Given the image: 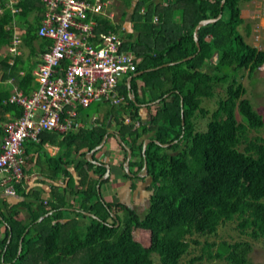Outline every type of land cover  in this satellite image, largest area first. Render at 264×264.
I'll return each mask as SVG.
<instances>
[{
	"label": "trees",
	"instance_id": "trees-1",
	"mask_svg": "<svg viewBox=\"0 0 264 264\" xmlns=\"http://www.w3.org/2000/svg\"><path fill=\"white\" fill-rule=\"evenodd\" d=\"M122 1L126 9L115 23L106 16H88L97 19L96 32L115 33L119 29L125 31L121 21L128 15L131 30L127 32H132L128 39L137 33L135 44H130L131 49L127 41L123 47L134 54L136 63L139 59L136 72L142 73L137 77L143 78L145 85L131 79L134 100L129 99L127 85L121 87V93L124 91L126 95L131 122L124 123L123 118L117 120L115 131L122 141L128 139L126 144L133 152L129 167L134 166L136 173L142 172L144 160L146 162V176L152 189L147 212L140 216L127 205L105 201H99V204L107 213L116 211V217L107 222L96 212L97 184L103 181L99 179L105 168L85 160L84 156L101 142L107 132L106 114L98 125L80 129L76 134L69 131L64 135L44 132L40 134L39 142L24 141L23 156L31 150L38 152L48 136L53 142L56 139L59 146L67 143L66 154L60 152L48 159L51 163L49 168L54 176L63 174L69 177L70 190L65 194L71 197L80 192L78 206L66 209L73 207V203L62 205L59 202L62 194L56 197V193H51L52 200L48 203L39 196L30 199L25 194V198L11 206L7 213L0 210V264H31L36 260L60 264L80 251L86 256L82 264H155L152 254L158 255L161 264H181L190 245L199 244L192 238L194 235H213L220 224L232 220L237 221L239 232L254 240L263 239L264 244V138L249 136L250 130L264 128V119L244 97L245 88L237 79L241 70L247 69L251 75L264 65V50L248 44L238 30L243 23L241 0H224L222 5V0H168L166 6L154 0H148L149 3L138 0L131 11L130 0ZM42 8L41 0H0V56L6 48V57H0V69L6 76H18L17 71L23 68V58H12L7 52L18 14L26 20L22 41L28 49L27 59L35 54V44L43 48L41 54L50 44L47 38L37 34ZM176 11L179 14L175 15ZM219 13L221 17L218 20L198 29V50L193 36L195 26L200 20L215 18ZM191 55L190 59L183 60ZM9 61L13 63L9 65ZM170 62L175 63L164 65ZM23 69L24 75L18 78V86L28 93L35 87L33 66L29 64ZM219 83L227 84V97L219 99L217 107L209 112L201 106L202 100L213 97ZM146 90H151L147 94L149 98L145 96ZM138 94H144L142 100ZM165 94L168 96L164 97ZM157 99L155 112L150 111L148 103L145 116L140 113L141 101ZM235 111L239 113L240 120ZM4 112H10L14 118L21 114L22 109L10 103L4 94L0 96V115ZM204 117L208 118L201 130L195 119ZM60 136L63 139L58 141ZM111 136L114 135L109 134L107 139ZM69 137L71 140L67 142ZM144 137L169 145L162 147L151 140L142 153ZM115 141L120 145L117 139ZM84 147L86 151L79 153ZM72 152L84 158L75 167L78 184L64 167L70 161H63V158ZM125 157L124 149L122 162ZM136 158L138 160L135 161ZM124 176L129 178L127 173ZM19 186L15 185L17 189ZM54 199H58L56 203ZM20 206L28 210V216L23 220L16 218ZM64 211L88 219L83 237L73 227L68 230V237L61 240V229L68 227V219H63ZM85 212L98 217H88L83 214ZM117 212H123L125 217L120 219ZM46 220L52 223L45 232L39 226ZM116 222L119 223L117 227ZM134 230L148 233L147 246L135 239ZM214 246L213 242H205L202 252L192 257L188 264L204 258H224L228 264H249V242H223L213 251Z\"/></svg>",
	"mask_w": 264,
	"mask_h": 264
},
{
	"label": "built area",
	"instance_id": "built-area-1",
	"mask_svg": "<svg viewBox=\"0 0 264 264\" xmlns=\"http://www.w3.org/2000/svg\"><path fill=\"white\" fill-rule=\"evenodd\" d=\"M42 3L44 13L37 34L51 40V45L42 52L34 70L38 87L30 94L14 90L9 95V102L19 105L22 112L4 123L0 194L13 195V185L26 178L25 140L39 141L44 132L67 133L78 126L77 108L87 107L95 100H110L116 95L119 78L136 72L135 56L121 50L122 40L112 31L96 32V23L88 16L102 15L103 6L111 1L42 0ZM153 20L157 21L155 15ZM19 44V36L13 34L8 54H17ZM121 101L122 97L112 99L113 104Z\"/></svg>",
	"mask_w": 264,
	"mask_h": 264
},
{
	"label": "crops",
	"instance_id": "crops-1",
	"mask_svg": "<svg viewBox=\"0 0 264 264\" xmlns=\"http://www.w3.org/2000/svg\"><path fill=\"white\" fill-rule=\"evenodd\" d=\"M108 1H111L113 5H116L118 7L120 6L119 7L120 13L117 16V20H119V17H121V12L126 9L123 6L124 5L123 1L122 0H108ZM137 1L138 0H130L131 2L130 8H133V6L135 5ZM245 1H247L246 4L240 7V15H241V18L243 19V23L239 25V27L243 29L245 32H248L250 36L252 34L254 35V37L258 36L256 35L257 32L263 34L264 33V12L260 10L259 5H255L256 1H260V0H245ZM240 2L242 3V0ZM252 6L253 7L255 6L256 8L252 9ZM42 10L44 13V5H43ZM129 11L131 10L129 9ZM43 13H42V18H43ZM109 15L112 17H109ZM104 16H106L110 20L111 23H115L117 21L116 15L113 11H110V7L105 8ZM126 18L129 20V16L127 15L124 19H122L121 23L126 22L127 20ZM128 20L126 23L129 22L131 26V23ZM25 22L26 20L24 19L23 16H21L20 14L16 16V19L14 21V23H16L14 24V34L19 36L20 44L17 47L18 53L13 54L10 57L23 58L24 60L22 64L23 68H25L26 66H29V64L30 66H33L32 76L34 79V83L36 84L37 81L34 76V70L37 66V63H38L37 61H39L40 59L39 54H41V51L43 48L38 46V44H35V54L32 56L33 58L31 57L30 59H27L28 49L22 41V37L25 33V28H24ZM47 40L50 42V44L45 47L46 49L47 47L51 45V40L49 39ZM4 50L6 51V48L3 49L2 52ZM25 50L27 51V53H25ZM0 57L1 59L5 58L6 55L2 53ZM12 63H13L12 61L8 62L9 65H11ZM23 68L17 71L18 76L17 75L6 76L3 70L0 69V96L7 94L9 98V95L13 93L14 90L22 91L25 94H30L33 90L37 88L38 84H36L35 87L28 93L24 92L22 89L19 88L18 78L24 75ZM0 116L2 119V121H0V148H1V143H2V138H3V133H4V128H3L4 123L12 119L13 117L11 116L10 112H4ZM102 116H103V113L101 112H95L93 115H90V113H88L84 109H78L77 114H76V122L78 123V126L73 127L72 128L73 130H70L68 133L71 132L73 134L74 133L76 134L79 132L80 129H85L89 127L90 125L91 126L95 124L98 125L103 120ZM107 126H108V131H112V133H115L113 119H110L108 121ZM62 139L63 137L61 136L57 137L58 141H61ZM70 140H71L70 137L67 138V142ZM25 143H28V142L25 141ZM106 143L107 142L105 141L104 144L101 146V148L97 149L98 151L95 150L96 152L94 153L95 159L101 162L110 164V171L108 175L99 179V181L100 180H103V181L97 184V189L99 192L101 191L102 193L104 192L106 194L105 197H103L104 201H107V202L109 201L112 203H121V204L129 203L131 201V196L132 195L133 197L137 196V193L140 192L139 190L142 191V187L137 185L136 189L133 191V187L130 185V179L121 178L123 176V170H122V167L119 161L120 158L122 157L121 150L118 148V146L115 145L114 139H112L109 142L108 146L106 145ZM67 148H68L67 143H65L62 146H59L58 142H56V139H55V142H53L52 137L48 136L45 142L41 144V148H38V152H32V150L31 151L29 150L30 152H28L27 154L23 156V159H24L23 171H24L26 178H24V180H22L21 182L15 183L13 185L15 189V193L13 195H8L5 193L0 194V210L3 211L4 213H7L11 206L15 204H19L25 198L24 196L25 194H28L27 196H30L28 197L30 199H33V197L35 196H39L42 200H44L45 203H48L52 200L51 193H56L55 196L58 197L62 193L65 194L66 191H69L70 190L69 188L70 185L68 183L69 177L63 174H58L54 176L53 171L51 170V168H49V164L51 163L50 161H48L49 158H53L60 152L62 154H66ZM109 149L113 151V154H112L113 156H111L110 158L108 157V151H110ZM84 151H86V147L82 148L79 151V153L84 152ZM86 153L84 156L85 160H86ZM23 154H24V149H23ZM80 159L81 157L77 154H74L73 152L70 154L69 157L63 158V161H66V162L70 161L64 167L69 170L71 176L73 177L75 184H78V173L75 167L77 166V163L80 161ZM91 175L94 178L96 177V175L94 174H91ZM107 177H109V179L105 180ZM146 182L148 183V180ZM16 184L20 185L19 189L15 187ZM142 184L144 185V183ZM59 192H61V194H58ZM71 197H74V196L72 195ZM77 206H78L77 204H73V207H66V209L68 210L76 209ZM32 207H35V205L33 204ZM17 211H18V214L16 215V218L18 220H23L24 217L28 216V210L26 209L25 206L18 207ZM77 218L81 220L87 219L81 216H77Z\"/></svg>",
	"mask_w": 264,
	"mask_h": 264
},
{
	"label": "rangeland",
	"instance_id": "rangeland-1",
	"mask_svg": "<svg viewBox=\"0 0 264 264\" xmlns=\"http://www.w3.org/2000/svg\"><path fill=\"white\" fill-rule=\"evenodd\" d=\"M107 1L108 0H100V3H103V2L106 3ZM150 1H152V0H150ZM150 1L141 0L142 3H144V2L149 3ZM154 1L160 3L163 6H166L167 3H168V0H154ZM246 2L247 1L242 0V3L240 2V7L242 5H244V4H246ZM255 5H259L260 6V10L264 12V0L256 1ZM107 7L108 8L110 7V11H113L115 13L116 20H117V16L120 13V8H119L120 6L118 7L116 5H113L112 2L108 3V4L106 3L103 6V9H102V16H104L105 8H107ZM173 7H174V5H173ZM255 8H256L255 6L254 7L252 6V9H255ZM130 10H132V8H130ZM174 14L175 15L179 14V12L176 11ZM226 16H227V12L225 11L224 12V17H226ZM127 20H126V22H127ZM94 21L96 23V25L94 26V29H96V27H97V19L94 18ZM126 22L121 23L122 26L124 25L123 29H125V31L119 29V30H117L115 32V34L122 40V42L124 40V42H123V44L121 46V50L123 52L130 53L129 51H127L128 49L127 50L124 49L123 45L124 44L126 45L127 42H128L127 44H129V45L133 44V43L135 44L137 33L135 35H133V37L131 39L130 38L128 39L129 35H132V32H130V33L127 32V31L131 30V28H130L131 26H130L129 22L128 23H126ZM160 22L161 21H159V23ZM125 23H126V25H125ZM238 30L242 34L244 40L248 44H250L252 46H255V47H257V48H259L261 50H264V33L261 34V33L257 32L256 35H258V36L254 37L253 34L250 36L248 32H245L239 26H238ZM253 37H254V39H253ZM92 41H93V39L90 38V42H92ZM130 49H131V45H130ZM4 51L2 53H4ZM25 53H27L26 50H25ZM138 60H137V63L140 62ZM206 62L207 61L204 62L203 68H205ZM137 63H136V68L138 66ZM132 74H134V73L124 74V75H122L119 78V84H118V87H117V90H116V95L113 94L111 96L110 100H105V99L104 100H95L88 107H80V108H77V109H84L85 111L90 113V115H93L95 112H101V113H103L102 119L104 118V116L106 114L107 120H105V122L108 124V121L110 119H113L114 130H117V125H116L117 124V120L122 119V118H123V120H125V118L129 117V108L126 107V104H127L126 95H125L124 91L121 93V89L124 87V84L127 85V77L131 76ZM165 74L166 73L163 71V75H165ZM133 79H134L135 83L141 84V85L142 84L145 85V82L143 81L144 80L143 78H141V77L138 78L137 76H135V77L132 78V80ZM237 79L245 88L244 97L250 100L253 109L257 113H259L262 116V118L264 119V65L261 66L260 68L256 69L251 75L249 74L247 69L241 70L239 72V75H238ZM36 84H38V83L36 82ZM151 84L152 83L150 82V85ZM226 86H227V84H225V83H219L216 86V88H215L214 96L211 97V98L203 99L202 103H201V106H203L204 108L209 110V112L213 111L217 107V102L219 101V99H225L227 97ZM149 91H151V90H148L145 93L146 94L145 96L148 97V98H149V96L147 94L149 93ZM133 94H134V92H133ZM138 95H139L138 98L140 100H142L141 98H143L144 94H141L142 96L140 94H138ZM166 95L167 94H165L164 97ZM115 97H122L123 101H121L120 104H113L112 103V99L115 98ZM152 104L153 105L151 106L150 111L153 113V112L156 111L157 105L155 103H152ZM145 108H144V111L141 112L142 115H144V112L147 111V108L146 109ZM236 117H237L238 120H240V115H239L238 112H236ZM142 118L145 121V118L144 117H142ZM207 118L208 117L195 119V121H197L199 129L203 130L205 128ZM75 121H76V117H75ZM126 122L127 121L125 120L124 123H126ZM79 129H80V127H79ZM71 130H73V129H71ZM249 136L250 137L261 136L262 138H264V128H261L260 130H250ZM112 139H113V137L111 136V137H109L106 140V142H107L106 145L107 146L109 145V142ZM109 150L110 151H108V157L110 158L111 156H113L112 155L113 151L111 149H109ZM121 155H122V157L119 160L120 164H121L122 158H123V154H121ZM80 161H84V158L81 157ZM121 178L122 179H126L125 176H122ZM133 180H134L133 184H132L133 191L135 190L134 188L137 185L142 187V191L139 190L140 192L137 193V196H134V197H133V195L131 196V201L132 202H131L130 206L133 209H135L136 212L140 216H144L145 213L147 212V209H148V205H149L148 199H149L150 194L152 193V189H151L150 186L147 187V186H145L143 184L140 185L138 182L142 181V179L134 178ZM136 180H138V181L136 182ZM97 192H98V190H97ZM58 194H61V192H59ZM79 194H80V192L78 194L77 193L74 194L75 197L73 198V197H69L68 195H65V194L62 193V195L59 197L60 198L59 202L62 205L65 204L66 206H69L71 203L78 204L77 200L80 197ZM105 195L106 194L104 192L102 193L101 191L98 193V200H97L98 202H97V205H96V212H99V214L101 216H103V218L107 222H111V218L112 217L113 218L116 217V214H115L116 211L111 210V213L110 212L107 213L103 209L102 205L99 204V201H104L103 197H105ZM56 200H58V199H56ZM56 200L54 199V203H56ZM72 201H74V202H72ZM91 201L95 202L93 198H91ZM105 203H109V201L108 202L105 201ZM86 213H89V212H85V214ZM63 214H64L63 215V219H68V227L64 228V230H63V228L61 229V234H60L61 240L66 239L68 237V235H69L68 230L73 228V227H76L77 228V233L80 236L83 237L84 236V226H85L86 222L88 221V219H86V220L78 219L77 218L78 215H75V214L70 213V212H65L64 211ZM90 214L91 213L86 214V216H88ZM117 215L119 216L120 219H123V217H125L123 212H117ZM94 216L96 218L98 217L96 214H94ZM51 223H52L51 220H46L45 222L41 223V226H39V229L41 228L43 231L46 232V231L49 230V228L51 226ZM236 223H237L236 220L227 221L225 223H222V224L219 225V227L217 229V232L215 234H213V235H210V236H197V235H194L192 238L198 240L199 244H196V245L191 244L190 245L189 252L183 256V258L181 260V264H188L189 260L192 257H195L196 255H199L202 252V246H203V244L205 242H209V243L213 242V243H215L213 251H215L216 247L220 243H223V242H227V243H230V244L235 243V242H249L250 245H251V251H250V253L248 255L249 264H264V244H263V239L254 240V239H251L250 237H248L246 234H243V233L239 232V230L236 228ZM118 225H119V223L116 222L115 226L117 227ZM133 234H134L135 239L138 240L143 246H147L148 245V243H149V238L148 237L149 236H148L147 232H143L141 230H134ZM151 258L154 260L155 264H161L157 254H152ZM85 259H86L85 253L80 251L77 254L73 255L72 257L67 258L66 261L61 262L60 264H82V263L85 262ZM31 264H45V263L40 261V260H36V261H33ZM193 264H228V262L224 258L223 259H207V258H204L201 261L193 262Z\"/></svg>",
	"mask_w": 264,
	"mask_h": 264
},
{
	"label": "water",
	"instance_id": "water-1",
	"mask_svg": "<svg viewBox=\"0 0 264 264\" xmlns=\"http://www.w3.org/2000/svg\"><path fill=\"white\" fill-rule=\"evenodd\" d=\"M223 3H224V0L221 1V5H222ZM220 17H221V13H219L218 16L215 17V18H206V19H202V20H200V21L197 23V25L195 26L194 31H193V36H194V39H195V42H196V45H197V49H198V50L200 49V48H199V44H198V40H197V35H196L198 29H199L200 27L206 25V24H209V23H213V22H215V21L218 20ZM191 57H192V55H191V56H188V57H186V58H184L183 60L190 59ZM174 63H175V62H170V63H166V64H164V65H167V64H174ZM140 73H142V71H140V72H135V73L132 74L131 76H128V77H127L128 96H129V98H130L131 100H134V96H133V91L131 90L130 82H131V79H132L133 77L139 75ZM180 104H181V106L183 105L182 100H181ZM181 122H182V125H183V124H184V118H183V110H182V109H181ZM109 133H112V131H108V132L103 136L101 142H100L98 145H96L92 150H90V151H88V152L86 153V160H87V161H90V162H94V163H96V162L93 161V159H92V154H93V152H94L95 150L101 148V146H102V145L104 144V142L106 141L107 136H108ZM112 134H113V133H112ZM115 137H116L118 143L121 144L123 147H125V149L127 150V155H126V159H125V161H124V163H123V167H124L125 171H126L128 174L131 175V173H130V171H129V160H130V158H131V149H130L127 145L124 144V142L121 140V138H120L119 135L115 134ZM149 142H150V139H145V140L143 141V144H142V152H143V153H144V150H145V148H146V146H147V144H148ZM154 142H155L156 144L162 146V147H167V146L169 145V143H160V142L157 141V140H155ZM174 142H175V141H174ZM104 166H105V168H106L107 171H108L109 166H108L107 164H104ZM143 172H144L143 175H145V174L147 173V165H146L145 160H144V164H143ZM106 174H107V173H106ZM97 190H98V189H97ZM98 193H99V191H98ZM86 214H89V213H86ZM90 216H91V217H95L93 214H90ZM20 250H21V240H20V244H19V247H18V253L20 252Z\"/></svg>",
	"mask_w": 264,
	"mask_h": 264
},
{
	"label": "flooded vegetation",
	"instance_id": "flooded-vegetation-1",
	"mask_svg": "<svg viewBox=\"0 0 264 264\" xmlns=\"http://www.w3.org/2000/svg\"><path fill=\"white\" fill-rule=\"evenodd\" d=\"M167 96H168V94H167L165 97H167ZM156 102H159V99H157L156 101H153V102H149V101H148V102H142V101H141V102L139 103L140 107L142 108V110L140 111V113L143 111V108H145V105H146V104L149 103L148 106H152V105H153L152 103H156ZM124 121H125V120H124ZM130 122H131V120L128 118V121H127L126 123L128 124V123H130ZM107 132H108V130H107ZM107 132H106V133H107ZM106 133H105V134H106ZM105 134H104V135H105ZM109 134H110V133H109ZM109 134H108V135H109ZM115 134H116V131H115ZM115 134L113 133V135H114V136H113L114 141L116 140ZM117 135H118V134H117ZM145 139H150V138H149V137H144V138H142V141H141L142 143H141V144H143V141H144ZM126 140H128V139H125V142L123 141L125 145H127V144H126V142H127ZM151 140H153V139H150V142H151ZM153 141H155V140H153ZM150 142H149V143H150ZM115 145L118 146V148L121 150V153L124 154V149H125V147H123V146L120 144L121 147H122V148H121L120 145H118V144L116 143V141H115ZM127 146H128V145H127ZM128 147H129V146H128ZM123 148H124V149H123ZM129 148H130V147H129ZM130 149H131V148H130ZM96 151H98V150H96ZM96 151H94L93 154H92L93 161H95L96 163H94V162H92V163L95 164V165H101V166H103L104 168H105L104 164H107V165L109 166L108 171H107V169L105 168V172H104L103 175L100 177V178H102V177L108 175V173H109V171H110V164H109V163H105V162H101V161L95 159V158H94V153H95ZM125 151H126V155H127V150L125 149ZM141 151H142V149H141ZM142 153H143V152H142ZM132 154H133V152H132V150H131V158H130V160H132ZM125 159H126V157H125ZM125 159H124V161H125ZM130 160H129V161H130ZM136 160H138V159L136 158L135 161H136ZM124 161L121 162V167H122V170H123V176H124V173H127V172L125 171L124 167H123V163H124ZM143 164H144V162H143ZM129 171H130L131 175L127 173V175L129 176V178L126 177V179H130V185H131V186H132V184H133V181H134L133 179H134V178H136V179H137V178H138V179H142V181H139V182H138L140 185H141L142 183H144L145 186H147V187L149 186V180H148V177L146 176L147 173H146L145 175H143V174H144V172H143V166H142V172H138V173H136V172H135V171H136V168H135L134 166L131 167V168L129 167ZM106 173H107V174H106ZM107 178L109 179V177H107ZM107 178H106V179H107ZM147 180H148V183L146 182ZM137 181H138V180H136V182H137ZM138 183H137V184H138ZM145 183H147V184H145ZM134 189H136V187H135ZM131 202H132V201H130L129 203H125L124 205H127V206H129L130 208H132V207L130 206ZM110 213H111V211H110ZM91 214H92V213H91ZM93 215H94V214H93ZM89 216H90V215H88V217H89Z\"/></svg>",
	"mask_w": 264,
	"mask_h": 264
}]
</instances>
